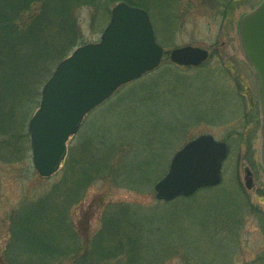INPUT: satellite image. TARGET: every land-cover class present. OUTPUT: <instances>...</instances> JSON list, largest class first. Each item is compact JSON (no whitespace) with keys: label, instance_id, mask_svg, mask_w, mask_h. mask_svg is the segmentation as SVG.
<instances>
[{"label":"trees","instance_id":"16d2710c","mask_svg":"<svg viewBox=\"0 0 264 264\" xmlns=\"http://www.w3.org/2000/svg\"><path fill=\"white\" fill-rule=\"evenodd\" d=\"M119 1L144 8L151 21L153 14L160 16L169 39L159 43L173 44L185 16L180 8L182 0H0V157L3 161L16 162L27 157L29 132L23 130V125L38 106L43 83L61 59L87 43L79 25L78 10L89 8V29L98 34L107 24L111 8ZM250 2L209 0L212 16L222 21L231 19L234 8ZM167 55L165 51L164 56ZM182 68L186 67L170 62L160 64L155 70L119 86L87 113L72 136L75 141L68 145L60 177L36 197L23 199L9 213L8 238L0 250V264H62L64 259L72 260V264H165V258L172 254L178 255L184 264H205L204 259L208 264H218L216 253L205 250L195 233L188 239L191 244L186 245L172 238L165 222V231L161 225L163 232L159 235V224L154 219L149 221L152 216H144L142 221L134 218L133 209L139 208L135 205H106L102 225L91 236L78 232L72 222L71 206L84 198L94 182L109 180L114 185L137 187L144 181L158 155L142 156L124 165L122 159L131 154V145L112 134L138 126L136 120L145 115L153 98L176 88L171 80L165 79L160 85L154 80L168 71L187 75ZM104 110L109 111L111 118L97 120L95 130L88 134V118ZM257 114L255 125H259L258 108ZM218 187L219 184L207 186L166 203L182 201L185 208L182 214L175 213L176 218L179 215L192 218L196 214L209 217L211 221L202 228L208 227V238L217 241L219 255L224 252L228 256L227 264H241L235 259L240 232L247 212L255 214L263 247L251 261L264 264V210L250 204L239 189L240 197L233 206H226L223 196L211 200L204 195ZM187 224L190 223L184 222L183 227Z\"/></svg>","mask_w":264,"mask_h":264},{"label":"rangeland","instance_id":"374dc122","mask_svg":"<svg viewBox=\"0 0 264 264\" xmlns=\"http://www.w3.org/2000/svg\"><path fill=\"white\" fill-rule=\"evenodd\" d=\"M259 1L251 0L237 6L231 19L222 21L212 16L209 0H182L180 8L185 16L175 33L173 44L163 46L164 50L169 52L172 47L191 44L207 49L209 56L202 65H198L200 67L182 68L187 73L185 76L173 71L160 74L154 82L160 85L165 79L171 80L176 86L175 90L156 95L145 115L136 120L138 126L122 132L114 131L115 134L113 132V136L128 140L131 145V154L122 159L124 165L142 156L152 157L156 154L158 159L154 160L146 178L137 187L114 185L109 180L91 184L84 198L70 208L72 222L78 232L90 236L96 233L102 225L104 207L108 204L135 205L139 207L133 209L136 220L142 221L144 216H152L149 221L154 219L160 229L161 225L164 227L163 231L166 228L163 224L167 222V230L172 238L186 245L191 244L188 239L191 233H195L205 250L216 253L218 264H227L228 256L225 257L224 252L219 255L217 241L208 238V227L205 231L202 228L211 219L197 214L191 215L192 218L183 215L176 218L175 213L185 208L182 201L166 203L158 200L154 184L166 172L169 160L178 148L199 134L209 133L215 139L226 141L228 152L221 166L220 187L204 195L210 196L211 200L223 196L225 205L233 206L240 197V190L250 204L264 210V171L259 164L260 125L253 124L258 115L257 82L253 69L243 55L237 34L239 18ZM252 3L256 4L253 6ZM89 13V8L82 7L78 10V20L85 41L93 42L98 40L101 32L94 34L90 31ZM159 17L153 14L152 22L156 39L161 42L162 39H169V32L163 29V20ZM167 62L173 64L168 55L162 58L161 64ZM31 115L23 125L25 132H28L27 123ZM103 118H111L108 110L89 117L87 133L91 134L97 120ZM72 141L75 138L71 137L68 145ZM28 145L27 157L16 162L3 161L0 157V250L8 238L9 213L23 199L34 198L47 190L60 177L64 164L50 179L41 178L31 162L30 136ZM247 214L235 259L241 264H255L251 260L263 247V239L255 214ZM184 222L190 224L183 227ZM163 231L161 229L159 235ZM165 259V264H184L175 254ZM203 261L209 263L207 259ZM62 264H72V260L64 259Z\"/></svg>","mask_w":264,"mask_h":264},{"label":"water","instance_id":"95a60500","mask_svg":"<svg viewBox=\"0 0 264 264\" xmlns=\"http://www.w3.org/2000/svg\"><path fill=\"white\" fill-rule=\"evenodd\" d=\"M237 34L257 82L259 164L264 171V0L239 18ZM163 53L148 11L125 1L114 4L98 40L75 47L41 87L38 107L27 123L37 174L49 177L56 173L66 157L68 139L79 130L84 116L122 84L157 68ZM208 56L207 49L191 44L169 50L170 61L179 66H197ZM227 152V143L209 133L186 141L155 182L156 198L170 201L217 185Z\"/></svg>","mask_w":264,"mask_h":264}]
</instances>
